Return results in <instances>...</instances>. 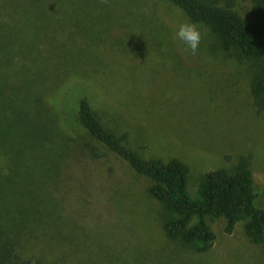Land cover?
<instances>
[{
    "label": "rangeland",
    "instance_id": "1",
    "mask_svg": "<svg viewBox=\"0 0 264 264\" xmlns=\"http://www.w3.org/2000/svg\"><path fill=\"white\" fill-rule=\"evenodd\" d=\"M252 18L251 0H234ZM190 21L169 0H0V235L25 264H264V242L208 224L198 252L169 239L150 180L90 138L86 98L145 158L177 157L200 176L251 159L264 209V109L250 93L256 61L238 62L209 27L196 55L175 38ZM100 153L95 158L91 153Z\"/></svg>",
    "mask_w": 264,
    "mask_h": 264
},
{
    "label": "trees",
    "instance_id": "2",
    "mask_svg": "<svg viewBox=\"0 0 264 264\" xmlns=\"http://www.w3.org/2000/svg\"><path fill=\"white\" fill-rule=\"evenodd\" d=\"M169 1L181 8L191 22L209 27L228 56L238 62H257L250 93L255 109L263 110L264 0H251V19L232 8L234 0ZM78 120L90 138L102 143L137 174L150 180L146 191L161 204L162 229L169 239L179 240L198 252L207 251L215 239L207 218L222 217L226 233H230L237 222L244 221L243 229L249 241L264 242V209L254 203L257 193L249 156H238L232 169L206 171L197 182L195 195L190 196L187 190L189 166L185 162L177 157L145 158L127 146L123 136L105 125L86 98L79 100ZM91 153L95 158L101 156L93 148ZM11 255L10 242L0 235V264H25L13 262Z\"/></svg>",
    "mask_w": 264,
    "mask_h": 264
},
{
    "label": "clouds",
    "instance_id": "3",
    "mask_svg": "<svg viewBox=\"0 0 264 264\" xmlns=\"http://www.w3.org/2000/svg\"><path fill=\"white\" fill-rule=\"evenodd\" d=\"M102 2L107 3V0H102ZM175 38L185 46V52L190 55L198 53L202 34L200 27L196 23L191 21L181 22L176 31Z\"/></svg>",
    "mask_w": 264,
    "mask_h": 264
}]
</instances>
